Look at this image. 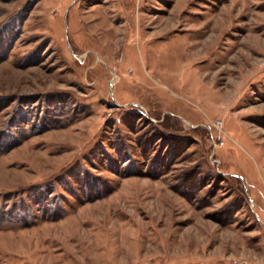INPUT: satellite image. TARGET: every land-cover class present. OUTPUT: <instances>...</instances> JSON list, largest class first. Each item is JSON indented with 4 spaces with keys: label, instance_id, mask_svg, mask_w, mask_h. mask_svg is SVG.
<instances>
[{
    "label": "rangeland",
    "instance_id": "obj_1",
    "mask_svg": "<svg viewBox=\"0 0 264 264\" xmlns=\"http://www.w3.org/2000/svg\"><path fill=\"white\" fill-rule=\"evenodd\" d=\"M0 264H264V0H0Z\"/></svg>",
    "mask_w": 264,
    "mask_h": 264
}]
</instances>
